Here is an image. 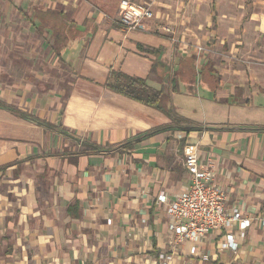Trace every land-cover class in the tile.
I'll use <instances>...</instances> for the list:
<instances>
[{
  "label": "crops",
  "instance_id": "1",
  "mask_svg": "<svg viewBox=\"0 0 264 264\" xmlns=\"http://www.w3.org/2000/svg\"><path fill=\"white\" fill-rule=\"evenodd\" d=\"M120 1L0 0V264H158L167 213L133 202L190 184L188 144L264 213L262 0H132L155 13L134 29L106 16ZM120 75L159 107L111 90ZM242 246L264 264L259 220ZM208 251L173 264H221Z\"/></svg>",
  "mask_w": 264,
  "mask_h": 264
},
{
  "label": "built area",
  "instance_id": "2",
  "mask_svg": "<svg viewBox=\"0 0 264 264\" xmlns=\"http://www.w3.org/2000/svg\"><path fill=\"white\" fill-rule=\"evenodd\" d=\"M106 16L134 29L154 19L155 13L150 5L121 0L115 17ZM163 29L171 32L170 28ZM203 51V46L198 45V54ZM183 164L191 178L185 189L150 195L147 201L140 194L133 202L134 211L141 205H156L163 207L167 213V235L155 234L158 240H163L159 247L158 264H173L181 256L208 262L211 259L208 248L213 246L221 264L248 262L250 253L242 244L255 220L264 225V213L256 217L244 214L239 201L216 182L214 160L200 159L198 146H185ZM107 224L113 225L114 221L107 218ZM145 240L147 246L152 247V237L145 236Z\"/></svg>",
  "mask_w": 264,
  "mask_h": 264
},
{
  "label": "trees",
  "instance_id": "3",
  "mask_svg": "<svg viewBox=\"0 0 264 264\" xmlns=\"http://www.w3.org/2000/svg\"><path fill=\"white\" fill-rule=\"evenodd\" d=\"M108 86L111 90L117 93H120L131 99H134L136 101H139L144 104L151 105V106L159 107V104L162 99L161 91H158L152 88L146 83V81H144L141 78L120 75L118 80L113 81L112 79H110ZM1 103L2 102H0V104ZM170 127L171 126H166L165 128L160 127L152 131H149L146 134L142 135L141 137L137 138L136 141H139L140 139H143L145 137L153 135L154 133H157L158 131H161L163 129H167ZM185 129L189 131L194 128L185 127ZM97 149H99V147H97Z\"/></svg>",
  "mask_w": 264,
  "mask_h": 264
},
{
  "label": "rangeland",
  "instance_id": "4",
  "mask_svg": "<svg viewBox=\"0 0 264 264\" xmlns=\"http://www.w3.org/2000/svg\"><path fill=\"white\" fill-rule=\"evenodd\" d=\"M224 1H227V0H224ZM243 1H246L247 2V4H250V3H252V1H247V0H234V2H235V5H237L239 2H243ZM117 5H114V8L116 7ZM113 8V9H114ZM260 8L264 11V0H262V3L260 4ZM114 13V12H113ZM113 13H110V15L111 16H113L114 14Z\"/></svg>",
  "mask_w": 264,
  "mask_h": 264
}]
</instances>
